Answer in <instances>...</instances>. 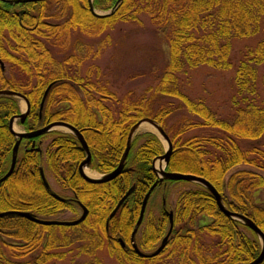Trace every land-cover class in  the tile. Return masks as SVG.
Masks as SVG:
<instances>
[{
	"label": "trees",
	"instance_id": "1",
	"mask_svg": "<svg viewBox=\"0 0 264 264\" xmlns=\"http://www.w3.org/2000/svg\"><path fill=\"white\" fill-rule=\"evenodd\" d=\"M116 1L92 0V5L94 9L108 11ZM140 15H147L165 39L168 59L153 92L138 98L126 94L119 101L104 84L92 83L94 70L100 76L98 67L91 65L81 74L83 63L96 60L109 37L101 40L95 49L86 40L100 37L118 22L140 25ZM258 33L261 40L243 54L235 70L234 80L242 105L236 109L231 123L183 93L178 82L180 75L200 66L221 71L231 69L228 61L231 40ZM0 61L4 64V69L0 67V90L21 93L29 103L22 124L25 129L35 130L56 121L72 125L89 148L90 168L107 174L118 166L130 128L139 120L152 119L163 128L172 144L166 170L204 178L221 195L228 210L247 217L264 233V206L255 202V193L264 195V150L254 145L242 151L238 145L242 141L257 142L264 135V100L262 104L257 102V67L264 65V0H123L108 17L94 16L89 0L17 4L0 0ZM53 82L39 118L43 93ZM261 84L264 87V76ZM108 100L117 106L112 109L105 105ZM179 112L197 120L182 117L169 126ZM19 114L15 98L0 97V177L10 166L16 142L8 121ZM198 128L216 129L224 136L182 137ZM139 140L140 144L135 146L138 140L133 139L121 173L105 183H89L80 176L77 167L85 154L70 134L55 132L49 144L51 150L44 155L30 147L19 148L13 173L0 183V212H31L41 219L66 211L77 214L79 205L88 212L81 223L71 227L42 226L18 216L1 217L0 264L60 261L64 254L54 250L71 244L66 233L78 243L77 252L82 255L93 256L104 243L111 255L136 264L253 261L260 253L256 235L223 215L214 197L199 185L180 190L174 206L167 204L166 208L161 202L162 187L152 191L138 230L140 235H136L138 248L152 251L159 245L168 231L169 208L173 211V229L158 256L143 259L136 255L130 235L142 201L157 181L152 162L164 152L153 134L145 133ZM239 166L252 170L237 169L230 173ZM44 167L69 196L55 197L45 186L40 174V168ZM131 187L133 191L110 219L106 230L107 217ZM155 196L160 199L157 213L150 206ZM57 233L64 236L63 243ZM119 238L124 242L123 248L117 241Z\"/></svg>",
	"mask_w": 264,
	"mask_h": 264
},
{
	"label": "rangeland",
	"instance_id": "2",
	"mask_svg": "<svg viewBox=\"0 0 264 264\" xmlns=\"http://www.w3.org/2000/svg\"><path fill=\"white\" fill-rule=\"evenodd\" d=\"M95 11L97 13L105 12V10L101 9H95ZM139 20L141 21L140 25L118 22L111 30L106 31L100 37L94 40H86L91 43L95 49L101 40L105 37H109L107 46L103 49L99 57L96 60L89 59L83 63L81 74L84 75L88 67L91 65L98 67L100 76L97 75L96 70H94V74L91 76L92 83L95 85L104 84L119 101H121L126 94H129L133 98H138L144 94L149 95L153 92L157 85V79L159 78L162 67L168 59L166 41L151 25L149 17L147 15H140ZM75 36L76 35H74V37ZM261 38L262 35L258 33L249 38L231 40V51L228 57V61L231 63V69L221 71L206 66H200L180 75L178 77L179 87L191 100L202 102L218 118L231 123L235 118L236 109L242 105L235 85V70L242 60L243 54L248 49L253 48ZM263 76L264 65H261L257 67V84L259 89V98H257V102L259 104H262V101L264 100V87L261 84ZM149 89L150 92H147ZM17 101L20 110H22L24 107V101L21 99ZM162 101L163 100H161V103L164 102ZM174 103L177 102L174 101ZM104 104L109 105L112 109L115 105L117 106V104L111 100L106 101V103L104 102ZM182 117L197 120L196 117L179 112L172 117L168 125L170 126ZM13 128L15 131L19 132L26 131L23 126L18 124L17 120L14 122ZM55 132L66 133V131L62 129L49 132L45 136L47 138H43V143L41 145L42 155L48 150H51L49 144L52 140V135ZM145 133L157 134L158 139L161 141L163 147H165V140L148 124H142L134 134V138L138 140L135 146L140 144L139 137ZM201 135L222 134L216 129L198 128L184 134L182 137L186 138L188 136ZM238 145L242 151L249 150L254 145L264 150V135L257 142L242 141L239 142ZM22 147L23 145L20 146L21 150L23 149ZM158 163V159L154 161L156 171L158 170V167H156V164L158 165ZM44 168L45 176L53 191L61 196H69V193L62 191L56 184L53 179L54 177L52 176L53 174L46 169V167ZM237 169L252 170L248 166H239L230 173ZM91 172L94 177H98V174L95 171ZM195 185L196 184L194 183L168 185V195L165 196L167 204H169L170 207H173L178 192L184 188L192 189ZM159 200V197L155 196L150 203L151 207H155V213H157L160 208ZM255 202L264 206V195L262 192L255 193ZM79 214L80 210L77 211V214L65 212L57 216V218L60 220H71L76 218ZM64 235L66 236L67 242L71 244L54 250L63 253L64 258L60 261L52 260L47 264H84L93 261H98L101 264H136L121 261L117 256L111 255L109 250L105 248L104 243L101 249L99 248L95 250L93 256L82 255L77 252L78 243L73 241L74 239L71 238L70 234L66 233ZM139 235L140 234L138 233L137 236L139 237ZM57 238L63 243L62 239H64V236L62 237L61 233H57ZM143 264H147V262L145 261Z\"/></svg>",
	"mask_w": 264,
	"mask_h": 264
},
{
	"label": "water",
	"instance_id": "3",
	"mask_svg": "<svg viewBox=\"0 0 264 264\" xmlns=\"http://www.w3.org/2000/svg\"><path fill=\"white\" fill-rule=\"evenodd\" d=\"M11 4H17V3H30V2H37V1H43V0H5ZM123 2V0H117L116 3L114 4V6L107 12L104 13H97L92 5V0H89V7H90V11L91 13L96 16V17H108L114 14V12L117 10V8L119 7V5ZM0 67L1 69H4V64L0 61ZM54 85L53 83H50L44 93H43V97L41 99V103H40V108H39V118L41 117L42 114V110H43V105H44V101L47 97V94L49 92V90L51 89V87ZM1 96H5V97H12L15 99H21L24 101V107L21 111V113L15 117H12L9 120V130L11 131V133L17 138V141L15 142V145L13 147L12 150V155H11V161H10V166L8 171L5 173V175L3 177L0 178V183L2 181H4L6 178H8L15 167V163H16V158H17V150L20 144L21 139L26 138V139H31V138H36L38 136H41L42 134L52 131V130H58V129H62L65 130L66 133L71 134L80 144L81 149L84 151L85 153V159L79 164L78 166V173L80 174V176L89 183H105V182H109L113 179H115L122 171L128 152L130 150L131 147V141L132 138L134 136V134L136 133V131L139 129V127L142 124H148L150 126L153 127V129L165 140V153L160 156L158 158L159 162L163 161L164 162V168L167 166L168 162H169V158L171 155V150H172V144L168 138V136L166 135V133L164 132V130L152 119H142L140 121H138L135 125H133L130 130H129V134L127 137V142H126V147L124 150V153L120 159V162L118 164V166L111 171L110 173L106 174V175H100L99 177H89L84 173V168L88 167L90 165L91 162V155H90V151L89 148L83 138V136L81 135V133L79 131H77L73 126H71L68 123L65 122H61V121H56V122H52L48 125H46L45 127L32 131V132H28V133H24V132H16L13 130V123L15 120H19L20 124H23L25 121V118L28 114L29 111V103L27 101V99L25 98V96H23L21 93L18 92H14L11 90H7V89H3L0 90V97ZM155 136H157V134L153 133ZM158 137V136H157ZM34 142L32 143V146H34ZM37 150H39V148L37 147ZM162 168L161 170H159L158 172L156 171L155 167H154V162L152 164V169L153 171L157 174L158 176V181L156 183H154L152 185V187L149 189V191L146 193L143 201H142V205H141V209H140V213H139V217L138 220L136 222V224L134 225V228L131 232L130 235V243L132 248L134 249V251L136 252V254L138 256H140L141 258H146V259H150V258H154L156 256H158L162 250L166 247L167 242H168V238L170 236V233L172 231L173 228V220H172V211L169 212V228L168 231L166 233V235L163 237L160 245L151 253H143L141 252L135 243V235L138 231V228L142 222V218H143V214H144V210L147 204V201L149 199V196L152 192V190L155 188V186L158 183H161L162 181H184V182H190V183H194L197 185H200L202 187H204L206 190H208L210 192V194L214 197L215 202L217 204V207L219 208V210L228 218L235 220V221H239L241 222L244 226H246L247 228H249L255 235H257V237L260 240V244H261V251L259 253V255L257 256L256 259H254L253 261L247 263V264H261L264 260V234L263 232H261V230L247 217L235 213V212H231L229 210H227L225 208V206L222 203V198L220 196V194L215 190V188L205 179L192 175V174H187V173H175V172H169V171H165V169ZM41 177L42 180L45 184V186L47 188H49L47 181L44 177V174L41 170ZM133 191V187H131L126 193L125 195H123V197L118 201V203L116 204V206L114 207V209L111 211V213L109 214V216L106 219L105 222V228L107 230L108 228V223L110 221V219L116 214V212L118 211V209L120 208V206L122 205V203L125 201V199L131 194V192ZM55 197H58L57 195L53 194ZM164 199H163V204H164ZM81 208V215L72 221H65V220H54V219H41L38 218L37 216H35L33 213L31 212H25V211H5V212H0V218L1 217H6V216H18V217H22L27 219L28 221H31L33 223H36L38 225H42V226H67V227H71V226H76L77 224L81 223L87 216V209L84 206H80ZM118 242L121 244V246H124V243L121 239H118Z\"/></svg>",
	"mask_w": 264,
	"mask_h": 264
},
{
	"label": "flooded vegetation",
	"instance_id": "4",
	"mask_svg": "<svg viewBox=\"0 0 264 264\" xmlns=\"http://www.w3.org/2000/svg\"><path fill=\"white\" fill-rule=\"evenodd\" d=\"M8 123H9V121H8ZM48 124H50V123H47L46 125H48ZM45 125V126H46ZM22 126V125H21ZM45 126H43V127H45ZM43 127H41V128H43ZM8 128H9V125H8ZM41 128H38V129H41ZM38 129H35V130H38ZM26 131H24V133H28V132H32V131H35V130H27V129H25ZM11 132V131H10ZM51 132V131H50ZM49 132H47V133H44V134H42L41 136H38V137H36V138H31V139H26V138H23V139H21V141H20V144H19V148H20V146L21 145H23V149L24 150H27V148L28 147H30V149H34V150H36V151H38L39 153H42V151H41V145H42V143H43V138H44V135H47ZM35 143L34 144V146H32V143ZM37 147L39 148V150H37ZM19 150V149H18ZM18 150H17V155H18ZM12 155V154H11ZM16 162H17V158H16ZM80 164V163H79ZM15 166H16V163H15ZM79 166V165H78ZM9 169V168H8ZM14 169H15V167H14ZM44 169L45 168H40V174H41V170H42V172H44ZM8 171V170H7ZM14 171V170H13ZM77 171H78V167H77ZM13 173V172H12ZM5 175V174H4ZM3 175V176H4ZM2 176V177H3ZM53 176V175H52ZM1 178V177H0ZM7 179V178H6ZM5 179V180H6ZM4 180V181H5ZM3 182V181H2ZM1 182V183H2ZM56 182V181H55ZM50 188H51V186H50ZM49 188V189H50ZM50 191L52 192V194H53V191H52V188L50 189ZM67 212V211H66ZM65 213V212H64ZM63 214V213H62ZM59 215H61V214H59ZM59 215H57V216H59ZM57 216H55V217H53V218H49V219H54V220H60V219H58L57 218Z\"/></svg>",
	"mask_w": 264,
	"mask_h": 264
},
{
	"label": "bare ground",
	"instance_id": "5",
	"mask_svg": "<svg viewBox=\"0 0 264 264\" xmlns=\"http://www.w3.org/2000/svg\"><path fill=\"white\" fill-rule=\"evenodd\" d=\"M163 165H164V162H163V161H160V162L158 163V165L156 164V167H158V169L161 170V169L163 168ZM84 172H85L87 175H89V176H94V175L92 174V172H91L88 168H85V169H84Z\"/></svg>",
	"mask_w": 264,
	"mask_h": 264
}]
</instances>
